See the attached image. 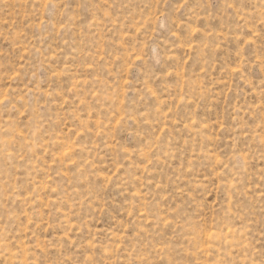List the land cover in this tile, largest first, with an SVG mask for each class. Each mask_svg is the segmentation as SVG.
<instances>
[{
  "label": "rangeland",
  "instance_id": "374dc122",
  "mask_svg": "<svg viewBox=\"0 0 264 264\" xmlns=\"http://www.w3.org/2000/svg\"><path fill=\"white\" fill-rule=\"evenodd\" d=\"M0 264H264V0H0Z\"/></svg>",
  "mask_w": 264,
  "mask_h": 264
}]
</instances>
